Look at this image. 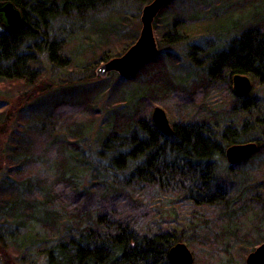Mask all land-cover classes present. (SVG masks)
I'll return each mask as SVG.
<instances>
[{"label": "trees", "instance_id": "trees-1", "mask_svg": "<svg viewBox=\"0 0 264 264\" xmlns=\"http://www.w3.org/2000/svg\"><path fill=\"white\" fill-rule=\"evenodd\" d=\"M152 1L0 0V5L13 3L23 16L20 25L9 28L0 14V85L30 89L19 96L18 107L37 101L20 108L19 115H30L26 124L21 119L12 124V110L0 114V264H170L168 252L179 242L199 249L203 264L223 261L222 254L233 264L230 250L244 260L263 241L264 141L236 179L237 174H218L213 163L223 150L218 141L225 139L214 125L225 123L224 111L204 124L194 119L174 122L173 134H163L152 119L151 104L164 95L190 91L182 87V92L168 68L158 67L162 71L157 74L158 69L148 70L145 62L129 77L111 72L105 81L90 71L73 79L74 91L62 97L46 98L49 91L64 90L53 81L32 87L44 74L42 57L59 68L76 62L87 71L124 54L138 39V27L128 28L134 14ZM211 1L201 4L207 9ZM215 1L230 3L232 10L247 2L264 3ZM197 15L185 16L180 25L181 12L173 15L167 27L177 26L179 35L174 32L178 36L171 44L186 41ZM258 18L225 48L221 42L223 51L211 57L212 79L240 72L264 86V18ZM97 21L111 27H96ZM67 24L69 33H59ZM87 40L89 49L84 47ZM74 41L75 50L69 45ZM82 51L84 58L79 57ZM112 76L119 81L109 99L117 90L122 96L109 101L102 112L92 101L107 92ZM178 98L181 108L184 100ZM251 98L247 109L233 113L239 125L249 117L247 129L257 127L259 135L250 134L249 141L264 139V99ZM226 134L223 137L229 138ZM88 136H94L95 151L88 148ZM163 200L171 202L170 220L161 218Z\"/></svg>", "mask_w": 264, "mask_h": 264}, {"label": "rangeland", "instance_id": "rangeland-1", "mask_svg": "<svg viewBox=\"0 0 264 264\" xmlns=\"http://www.w3.org/2000/svg\"><path fill=\"white\" fill-rule=\"evenodd\" d=\"M201 3H202V0H175L171 5H169V7L165 9L164 13L161 16H157L159 17V19L157 21L156 26L154 25V34L157 40L159 53L156 57L148 61L149 62L147 65L149 66L148 70L155 71L158 69V67H163V70L168 68V71L171 73L172 78L173 79L176 78V82L180 84L179 85L180 89H182V87L188 90L190 89V91L184 90V93H181V92L178 93V95L180 96L164 95L163 97H161L159 103L151 104V107H150L151 114L153 113V110L156 107H161L165 110L170 123L172 122L176 123L177 121L183 122V121H188L190 119L201 118L200 117L201 112L198 111L200 113L195 115V113L197 112V108H195V106H189V105L186 106V103L188 102H185V99L186 101L189 100L190 103L194 101L196 102L195 104H197L198 106L200 105L201 107H203V105L206 104L204 109H207L213 113L219 110H220L219 112L224 111V114H223L225 117L224 119H226L227 116L229 115L232 116V114L235 113L233 111L235 102L233 101L232 98H230V93H227L224 90H222L224 89V87H222L221 85H217L215 82L213 85H212V82L208 83V80L210 77L208 76V71H206V66H204V62L201 63L200 65L198 64L199 67L201 66V67H204L203 69H205V71L201 69V71L203 72L204 79L199 84L198 78L200 77L196 69L197 67L195 66L196 64L194 61V55L192 56V52L197 51V52L202 53L203 50H205V52L206 51L215 52L217 50H221L226 47V44H228V42L230 41L229 39H231V37L238 36L242 30H245L248 28L249 24H254L258 17H259L258 21L260 20V17L264 18V3L262 4L260 2L255 3L253 5L247 2L244 5L243 4L239 5L238 7L234 6L233 7L234 11L232 10V5L224 1L216 2L215 0H212L210 5L207 7V9H206V6H204ZM233 4L235 3L233 2ZM208 9L212 11L209 14L205 15L203 12L207 11ZM179 12H181V14L183 15L182 17L183 19H181L182 21L179 23V25L182 24L183 21L185 22L186 21L185 18L190 17V15L193 13L198 14L197 15L198 21L193 24L194 27L191 28V31L193 32L189 33L188 36L182 33L181 36L183 35L186 36V41L184 40L182 43L171 44L169 41L176 39L177 36L179 35L178 34L179 32H175V31H178L177 26L176 28L175 27L171 28V27H167V24L172 21V19L174 18L173 15L179 14ZM141 15H142V12L140 14H137V13L134 14L135 21L131 22L130 25L128 26V28H131L134 25L138 27L137 29L138 37L142 29ZM206 17H215V19L205 20ZM103 24H105V26L107 27H111L109 22H105V21H101V22L97 21L96 25L98 26L96 27H99V26L104 27ZM69 30H70V27L67 24L66 26L61 27V29L59 30V33H64V32L69 33L68 32ZM171 32L174 35H172L171 37H167L168 35H170L169 33ZM174 32L177 33L178 35H175ZM93 37L95 38L96 36H93ZM221 40H224L223 44L225 46L223 48H222ZM87 43L90 44L91 42L87 40L85 41V44H84V47L86 46V48L89 49L90 46H88ZM76 44H77L76 41H74V42H71L69 45L72 49L75 50ZM197 45H201L200 48H202L203 50L202 49L196 50L195 46ZM218 47L220 48L218 49ZM82 49H83V45L78 50L81 51ZM78 50L75 54H79ZM84 55L85 53L84 51H82L81 56L79 55V57L84 58ZM171 59L174 60V62L172 63L173 66L172 64H170ZM41 60L43 61L42 67L44 69V74L42 75V77H40L38 82L32 85V87L36 85L41 86V83L43 81H45V85H48L47 83L48 81H51V82L53 81L54 84L57 83V85H62V88L64 89L60 92L57 91V93H54V94H51V91H49L46 93V95L44 94L46 98L49 97L47 95H51V96L56 95L58 97H62V95H64L65 93L67 95H70L74 91L73 90L74 89L73 79H81L89 75L90 71H93L97 75L96 77H98L97 79L98 81L100 80L105 81L109 76H111L110 73H109V76L107 75L106 77H99L97 74V70L103 63H105V61L95 63V65L92 66V68L86 71V70H81L80 68H78L77 64H75L76 62L74 63V65H71L68 68H59L57 66L50 64V62H48L47 59L43 57ZM159 71H162V69H158L157 74L159 73ZM118 77H121V76L118 74ZM118 77L114 76L112 78L113 81H110L106 89L107 92L102 97L97 98L96 100L92 101L94 102V104H96L97 107H99L102 110V112H104V108H105L104 106L109 104V101H113L116 99L118 100L120 96H122L121 94H119L118 90L112 92L114 94L112 99H109V96H108L111 90H115V83L119 81ZM255 83L256 82H254L252 96L254 98L258 96L264 99V86L256 85ZM206 84H207V87H205ZM29 90L30 89L27 90L24 88V86L18 85L16 83H13V84L6 83L3 85H0V104L1 106H3V109L0 110V114H4L8 110H12L13 117L10 119V121H13L12 124L18 123L19 119H21V121L25 124L29 122L30 115L28 114V112L24 113V115L22 114L19 115V111L21 109L23 110L24 106H33V104H36L37 102L36 99L31 100L27 104L25 103L26 101H24L22 105H20L19 107L17 106L20 103L19 96L23 95L25 92H28ZM182 92H183V89H182ZM42 94L40 96H42ZM177 97H179L178 101L184 100L183 101L184 104L182 105L181 108H178L177 106L178 104L176 100ZM26 98L27 96L25 97V99ZM82 116L84 117V113L82 114ZM83 117H81V119H83ZM1 120L2 121L5 120L4 116L1 117ZM239 120H241V118H239ZM31 122H34V121L32 120ZM92 137L88 136V141L91 144V145L90 144L88 145V148L93 149L95 151V147H96L94 146L95 141L93 140ZM1 139L3 140V142H5L7 137L4 136ZM263 158H264V155L262 154L261 160ZM261 160H258L257 163ZM219 166L220 167L218 168H219L221 176L229 175L228 173L230 172L228 171H230V169L228 167V162L225 159L221 160ZM244 167L245 166H243L241 170H243ZM256 168L257 167L255 165L254 169ZM239 177H240L239 174H237V176H235L234 178L239 179ZM170 203H171L170 200L169 201L163 200V204L166 206V208L163 210V213L161 214L162 216L160 215L161 218L163 217L168 220L172 218L173 215L170 213L171 208L170 206H168V204L170 205ZM259 236L256 235V238H258ZM261 236L264 237V232H262ZM263 242H264V239L260 244H262ZM184 243L187 244V246L189 247V249L194 255V259H195L194 264H203L202 259H200L202 256H201L199 249L193 248L186 242ZM248 244L249 243L245 244L247 249L251 248V245L248 246ZM259 245L255 246L253 249L255 250ZM254 250H250L248 253H246L244 256V260H242V258L239 256V253L237 250H234V249L230 250L229 252L232 254L230 257H233V260H234L233 264H245V260L248 254ZM222 257H223V261L216 262L215 264H228L226 262L227 260H225L226 257L228 256H226V254H222Z\"/></svg>", "mask_w": 264, "mask_h": 264}, {"label": "water", "instance_id": "water-1", "mask_svg": "<svg viewBox=\"0 0 264 264\" xmlns=\"http://www.w3.org/2000/svg\"><path fill=\"white\" fill-rule=\"evenodd\" d=\"M173 0H153L142 10L141 22L142 29L136 42L121 56L114 57L105 61L97 74L106 77L111 72L118 73L122 78L134 74L145 63L156 57L159 53L157 40L154 34V21L160 11ZM0 14L6 26L14 28L23 22L22 12L11 2L0 5ZM252 82L247 76H235V93L238 96H245L251 92ZM152 119L157 128L167 135H172L174 127L171 125L165 110L156 107L152 113ZM256 143L236 145L227 151L228 159L235 164L247 159L257 151ZM170 264H194V255L183 242L172 246L168 252ZM245 264H264V242L254 251L248 254Z\"/></svg>", "mask_w": 264, "mask_h": 264}, {"label": "flooded vegetation", "instance_id": "flooded-vegetation-1", "mask_svg": "<svg viewBox=\"0 0 264 264\" xmlns=\"http://www.w3.org/2000/svg\"><path fill=\"white\" fill-rule=\"evenodd\" d=\"M221 42H223L221 40ZM196 50L197 49H202L200 48L201 45H197L195 46ZM213 47V46H211ZM219 49V48H218ZM203 50V49H202ZM223 51V49L221 50H217L215 52H208L205 50H203V52H197V51H194V61H195V66L197 67V71L199 73V77L197 80L199 81V84L202 82V80L204 79L203 78V72L201 71L205 69H203L204 67H199L198 64L200 65L201 63L204 62V66H206V71H208V76L210 77L209 80H208V83L209 82H212L214 81L217 85H221L222 87H224V90L225 92L227 93H230V98L233 99V101L235 102L234 104V112L238 111L240 108L242 110H245V108L247 109L249 106L248 104H246V102L248 100H251L252 98L250 96H252V90L254 88V82H256L253 77H251L249 74H246V73H240V72H229V73H225L223 72L220 76V78H215V79H212V74H210V71H211V57L212 55H214L215 53H218V52H221ZM211 53V54H210ZM197 54V56H196ZM205 54H208L209 56H203ZM207 60V61H206ZM208 69V70H207ZM201 71V72H200ZM236 75H241V76H247L251 79V82H252V89H251V92L248 94V95H245V96H238L236 93H235V76ZM207 83V84H208ZM207 84L205 87H207ZM256 85H260L259 83H255ZM212 85H213V82H212ZM261 86V85H260ZM263 86V85H262ZM212 89V88H211ZM253 99L256 100V98L253 97ZM255 102V101H254ZM205 105H203V107H201L200 105L198 106L196 104L195 108H197V112L195 113L196 114H199L200 112V117L199 119H194L195 123H201V124H204L205 122L208 123V118L214 116L215 113L207 110V109H204L205 108ZM200 111V112H198ZM244 115L241 114L240 117H243ZM223 118L224 115H223ZM247 119V120H246ZM251 118L249 117H245L243 118V120L241 121L240 125L238 124V120H235V115L233 114L232 116L229 115L227 116V118L225 119V123L221 124L220 126L219 125H214L215 126V129L218 128L219 130V133H220V138L222 137L223 139H225L224 141L219 139L220 141H218V143L220 145H222L223 147V150L222 152L220 153V155H216L214 158H213V163L215 164L216 167H220L219 164L221 162L222 159H225L227 162H228V167L230 169V172L231 174H239L240 173V170L242 169L243 166H246L247 163L257 155L258 151H259V146L261 144V141L263 143L264 139L263 137L261 138H256V139H253L251 141H249V137H250V134H257L258 131H256L255 129H257V127L254 125L252 126L250 129H247L246 125L247 123L251 122L250 120ZM250 120V121H249ZM186 121H183V122H179L180 124L184 123L185 124ZM171 125L174 127V123L172 122ZM162 132V131H161ZM163 133V132H162ZM216 133L218 134V131H216ZM227 133V134H226ZM165 134V133H163ZM228 135L230 136L229 138H225L223 137V135ZM233 134V135H232ZM167 135V134H166ZM214 135V133H213ZM259 135V134H257ZM217 136V135H216ZM217 138V137H216ZM243 138H246L245 140H242ZM229 139H233V141H230ZM235 139V140H234ZM218 140V139H217ZM248 143H256L257 144V151L251 155L250 157H248L247 159H244L242 161H239L238 163H231L228 159V156H227V151L230 147H233V146H236V145H244V144H248ZM243 165V166H242ZM241 167V168H240ZM218 174H220V171L219 169L216 170Z\"/></svg>", "mask_w": 264, "mask_h": 264}]
</instances>
